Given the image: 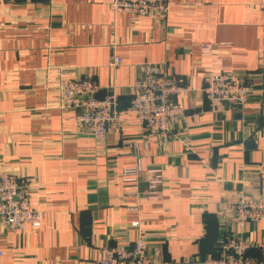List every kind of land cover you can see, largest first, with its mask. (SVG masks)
I'll return each mask as SVG.
<instances>
[{
	"label": "crops",
	"instance_id": "0c3cea01",
	"mask_svg": "<svg viewBox=\"0 0 264 264\" xmlns=\"http://www.w3.org/2000/svg\"><path fill=\"white\" fill-rule=\"evenodd\" d=\"M168 1L164 19H133L110 0L0 2V171L25 178L45 213L37 229L0 233V264H98L101 247L131 245L139 231L163 247L156 264H199L240 231L264 240V218L241 229L222 211L230 195L264 194V0ZM146 61L190 87L174 96L185 109L170 137L143 130L130 108ZM209 70L255 88L242 105H214L203 91ZM88 72L100 96L113 85L119 96L122 125L102 139L58 106L49 83ZM126 167L141 171L137 181L124 180ZM155 168L163 183L147 197Z\"/></svg>",
	"mask_w": 264,
	"mask_h": 264
},
{
	"label": "built area",
	"instance_id": "2783aa9c",
	"mask_svg": "<svg viewBox=\"0 0 264 264\" xmlns=\"http://www.w3.org/2000/svg\"><path fill=\"white\" fill-rule=\"evenodd\" d=\"M12 0H0L10 2ZM113 11H125L132 15L147 16L151 19H164L169 12L168 0H110ZM211 46L203 44L202 51L209 53ZM108 66L116 68L121 58L112 53ZM140 75L133 81L130 108L139 117L143 130L155 132L162 137L173 135L175 125L184 114V106L175 100L176 94L185 95L190 87L174 75L160 72L154 63L139 64ZM55 81L59 94L58 106L74 110L77 123L84 126L96 139H102L110 129L121 127L119 96L116 87L99 95L101 85L92 72L82 78L69 77L60 73ZM255 83L236 72L229 70H209L205 78L204 93L214 105L244 104ZM146 173L148 189L145 196L157 197L163 183L159 168ZM141 171L135 167L123 169V178L137 181ZM29 183L10 170L0 171V233L9 230L22 231L27 225L37 229L42 224L44 211L32 206L29 196ZM223 216L243 229L246 222L264 218V194L241 191L226 197L222 205ZM138 225V222H135ZM240 231L227 235L221 243L218 256L204 258L199 264H264V240L245 237ZM256 250L258 253H251ZM3 252L0 250V256ZM163 254V247L156 244L150 248L147 236L139 231L133 244L118 243L100 249L98 264H156Z\"/></svg>",
	"mask_w": 264,
	"mask_h": 264
}]
</instances>
